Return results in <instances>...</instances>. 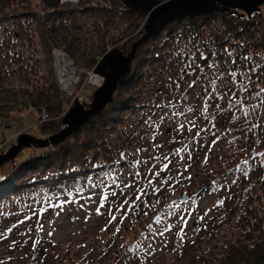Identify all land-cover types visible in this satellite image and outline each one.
<instances>
[{
  "label": "rangeland",
  "instance_id": "rangeland-1",
  "mask_svg": "<svg viewBox=\"0 0 264 264\" xmlns=\"http://www.w3.org/2000/svg\"><path fill=\"white\" fill-rule=\"evenodd\" d=\"M119 1L103 0V5L112 11ZM88 2L93 4L95 0H77L60 7L76 10ZM0 4L3 6L0 12L9 17V22L0 28V49L4 50L1 55L5 56V52L28 47L26 39H13L9 32L12 25L13 29H20L17 24L29 9L41 12L45 5L43 0H0ZM109 14L113 22L105 28L106 41L101 39V31L99 34L95 25L97 18L90 14L76 15L77 18L72 14L65 24L73 26L52 35L51 59L64 103L57 115L49 112L38 94L32 95L23 89L25 71L17 65L9 67L17 70L15 73L6 70L0 55V154L22 134L48 139L62 132L65 119L91 109L99 86L112 74L114 60L104 62L106 56L115 50L125 57L133 51L136 53L145 37L148 14L123 10L120 6L114 14L113 11ZM11 41L16 42L15 49ZM59 51L71 58V67L75 69V82L68 94L62 90L55 61V53ZM135 58L134 55L133 61ZM92 59L97 61L94 68L90 67ZM177 61L167 62L168 67L159 76L146 82L145 89L151 88L157 94V97L148 96L146 102L156 98L154 104H158L162 99L171 98L172 87L168 84L175 85L177 81ZM39 67L48 72L45 64ZM96 75L101 81L98 87ZM188 96L183 101L185 107L173 104L176 108L169 112L155 110L150 102L126 111L124 119L101 136L103 148L94 142L91 157L100 158L109 149L114 151L112 157L116 159L110 165L116 163L119 169L121 164V169L112 168L95 182L90 178L93 180L86 181L85 186L65 181L50 186L48 191L41 188L35 194L22 192L4 204L2 198L6 194L0 193V264H205L208 258L211 259L208 264H215L219 255L213 254L216 249L213 247L227 239V229L214 241L209 227L218 225L224 210L229 213V208L243 206L250 202L255 190L259 192L257 186L253 189L249 185L250 192L242 194L241 182L259 181L254 177L257 173L263 174L264 149L263 152L253 149L256 152L253 158L251 152L246 153L232 174L222 177L224 171L229 173L224 168L227 163L224 159L233 154L230 142L219 131L195 128L196 109L192 105L195 96ZM34 102L40 111L31 109ZM188 102L190 105L186 106ZM54 123V130L46 127ZM260 142L264 143V137ZM22 162L23 159L18 160ZM90 185L94 187L90 189ZM199 190H202L200 197L184 205L171 206L173 200ZM158 216L160 221L155 223Z\"/></svg>",
  "mask_w": 264,
  "mask_h": 264
},
{
  "label": "trees",
  "instance_id": "trees-1",
  "mask_svg": "<svg viewBox=\"0 0 264 264\" xmlns=\"http://www.w3.org/2000/svg\"><path fill=\"white\" fill-rule=\"evenodd\" d=\"M103 3V0H95L93 4L88 2L87 5L82 3L76 10L62 7L48 9L46 6L41 12L29 9L17 24L21 26L20 29H13V23L11 31L7 29V32H12L13 39H26L28 47L5 52V56L1 55L4 50L0 49L3 66L13 73L17 70L9 68L12 65L24 70L23 77L27 78L23 89L32 95L38 94V99L47 104L52 115L62 112L64 104L51 59L54 49L52 35L60 29L68 30L72 27L65 24L72 16L77 18L76 15L90 14L97 18L95 25L99 28V34L101 31L99 36L106 41L108 34L105 28L113 22L109 13L113 11L114 14L119 6L124 5L120 0L116 7H110V11ZM0 8L3 9L1 4ZM8 19L5 13L0 12V28L9 22ZM79 25L77 22L76 26ZM4 42L6 46L7 42ZM11 44L12 49H15L16 42L11 41ZM140 45L135 53L136 60L132 63L131 74L119 83L112 101L93 116L88 125H84L58 146L24 149L17 159L0 167V193L6 194L2 198L3 204L22 192L35 194L42 191L41 188H47L48 191L50 186L65 181L79 182L85 186L90 178H94L92 180L95 182L105 177L112 168L118 167L116 163L110 165L116 160L112 157L114 151L108 149L100 158L95 155L91 157L94 142L97 141L95 145L103 148L105 145L101 138L104 132L112 131L114 125L124 119L126 111L140 108L148 102L153 103L155 110L169 112L175 110L173 104L185 107L183 101L188 95L195 96L192 103L196 109L195 128L219 131L230 142V152L233 154L226 155L224 159L227 162L224 168L229 173L224 171L222 177L231 175L239 166L238 161L246 158V153L251 152L253 158L256 155L253 149L263 152L264 143L260 141L264 137V6L251 16L239 9H230L228 12L217 11L196 18L185 17L162 27ZM4 49L7 50L6 47ZM175 59H178L177 81L175 85L168 84L172 87L171 98L162 99L158 104H154L156 98L153 102H146L148 96L157 97L155 90L152 92L151 88H148L149 91L145 89L146 82L151 77L159 76L166 69L167 62ZM42 63L48 72L40 69ZM96 64L97 61L92 59L90 67L94 68ZM172 98L174 101L178 99V103H174ZM30 106L32 110L40 111L37 103ZM46 127L52 131L56 125L46 124ZM81 134L83 137L79 136ZM25 154L27 157L23 158ZM22 159L23 162L18 163ZM122 166L119 164V169ZM257 175L254 180L259 181L255 183L247 179L241 182L242 194L250 192L249 185L259 189V192L255 190V194L250 196V202L229 208V213L224 210L218 225L209 227L214 241L220 239L227 229V239L213 247L216 248L213 254L219 255L215 264H264V181L260 173ZM88 187L91 189L94 185ZM210 260L208 258L204 263H211Z\"/></svg>",
  "mask_w": 264,
  "mask_h": 264
},
{
  "label": "water",
  "instance_id": "water-1",
  "mask_svg": "<svg viewBox=\"0 0 264 264\" xmlns=\"http://www.w3.org/2000/svg\"><path fill=\"white\" fill-rule=\"evenodd\" d=\"M63 0H43L48 9L60 7ZM123 5L132 11L148 14L145 22V37L142 41L152 36L162 27L182 20L185 17H200L211 15L217 11L228 12L230 9H239L246 15H253L264 6V0H169L161 2L158 0H121ZM140 42V44L142 43ZM138 46L135 45L134 49ZM134 51L127 57L118 51H113L107 55L104 62H113V71L95 93L90 110L83 111L78 117L67 118L63 121L62 132L48 139H38L34 136L22 134L18 140L6 152L0 154V167L17 159L24 149L35 147L44 149L62 144L75 132L81 129L90 119L99 114L111 101L119 83L129 77L132 71L131 63L134 59ZM202 190L197 191L194 196L199 195ZM187 196H183L179 201L182 203ZM160 221V216L155 219V223ZM38 237V235H37ZM38 242V241H37ZM136 246V243L133 247ZM130 248V250L133 249Z\"/></svg>",
  "mask_w": 264,
  "mask_h": 264
},
{
  "label": "bare ground",
  "instance_id": "bare-ground-1",
  "mask_svg": "<svg viewBox=\"0 0 264 264\" xmlns=\"http://www.w3.org/2000/svg\"><path fill=\"white\" fill-rule=\"evenodd\" d=\"M67 2L75 3L77 0H66ZM55 61L60 75V83L62 90L68 94L72 90V83H74L75 69H73L72 61L64 52L59 51L55 53ZM99 78H96V83H100Z\"/></svg>",
  "mask_w": 264,
  "mask_h": 264
},
{
  "label": "flooded vegetation",
  "instance_id": "flooded-vegetation-1",
  "mask_svg": "<svg viewBox=\"0 0 264 264\" xmlns=\"http://www.w3.org/2000/svg\"><path fill=\"white\" fill-rule=\"evenodd\" d=\"M205 187V186H204ZM172 188V187H171ZM206 189V188H205ZM172 190H173V188H172ZM202 194H200L199 196H197V197H193L192 195H189V194H186V195H183V196H187V199L184 201V202H179V199L180 198H178V199H175V200H173L172 202H171V206H174V205H177V204H180V205H184V204H186V203H188V202H190V201H192V200H194L195 198H198V197H200ZM182 196V197H183ZM37 244H38V242H36Z\"/></svg>",
  "mask_w": 264,
  "mask_h": 264
},
{
  "label": "built area",
  "instance_id": "built-area-1",
  "mask_svg": "<svg viewBox=\"0 0 264 264\" xmlns=\"http://www.w3.org/2000/svg\"><path fill=\"white\" fill-rule=\"evenodd\" d=\"M93 74H94V73H93ZM97 76H98V75H96V76L94 77V79L97 78ZM95 80H96V79H95ZM99 84H100V83H99ZM99 84L97 83L96 86H99Z\"/></svg>",
  "mask_w": 264,
  "mask_h": 264
}]
</instances>
